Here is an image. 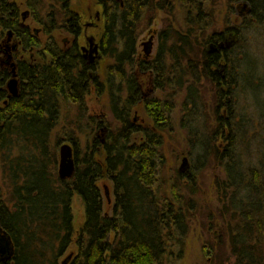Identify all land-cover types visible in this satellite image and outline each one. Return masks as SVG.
<instances>
[{
  "label": "trees",
  "instance_id": "1",
  "mask_svg": "<svg viewBox=\"0 0 264 264\" xmlns=\"http://www.w3.org/2000/svg\"><path fill=\"white\" fill-rule=\"evenodd\" d=\"M53 1L45 9L42 0H0V224L14 246L0 264H171L193 216L196 174L207 165L222 174L214 182L220 206L208 212V231L226 233L228 264H264V67L249 50L264 32V0H226V20L210 33L218 0H96L105 24L101 48L113 60L108 70L115 77L109 74L106 86L118 124L103 144L89 136L84 149L79 133L102 125L85 107L97 80L78 51L80 17L71 0ZM242 3L243 15L229 22ZM177 4L187 29L161 32H170V45L158 57L166 53L173 63L155 81L160 89L164 83L183 91L179 125L192 164L166 185L162 134L171 129L172 103L147 98L149 122L136 125L130 115L142 95L123 71L142 24ZM22 7L39 24L36 31L22 23ZM57 32L73 35L74 43L64 47ZM10 37L36 62L15 52L11 61L4 53ZM155 68L158 74L157 61ZM13 71L17 95L8 88ZM201 80L211 93L208 109ZM63 104L77 108L75 121L61 123ZM62 140L72 144L75 159L73 176L64 180L57 173ZM103 178L114 197L107 208L98 185ZM75 196L84 208L77 231Z\"/></svg>",
  "mask_w": 264,
  "mask_h": 264
},
{
  "label": "rangeland",
  "instance_id": "2",
  "mask_svg": "<svg viewBox=\"0 0 264 264\" xmlns=\"http://www.w3.org/2000/svg\"><path fill=\"white\" fill-rule=\"evenodd\" d=\"M42 1L45 9H47L49 5L55 3L53 0ZM225 2L226 0H218L215 8L216 10L214 17L216 23L214 21L213 23H211V26L206 30L207 33H210V31L213 29H220L224 24L228 9L224 4ZM70 5L73 9H75V11L79 12V14L81 15V20L85 24L84 28L86 30V35L88 37H93L94 40L97 42L100 36V32H97L96 29L90 23L97 22V20L91 18V14L98 11L100 14V19H98V22H100L101 25L103 24L101 6L97 4L96 0H71ZM244 9L245 8L243 7V3L240 4L239 7L235 5V13L230 14L229 22H235L238 17H241V15H243L241 14V11L244 12ZM22 11L23 13L26 12L24 7H22ZM167 12H159L155 19H153L150 23L142 24V26L138 30L136 43V56L138 57V60L143 58L144 50H146V46L148 45L149 41L153 44L151 48L152 50L147 53L149 55L148 59H150L151 61L155 57H158L157 52H159L162 47L164 51L166 50V48H168V46L170 45V40L168 42L167 38L169 36L168 33L170 32L167 31V35L166 33H164V35L162 34L161 36H159L161 32H163V30H165L166 28H172L176 31H184L185 29H187L184 20L185 17L183 9L178 4L175 5L174 8H172L169 14ZM32 19L33 17L31 15H28L27 18L22 20V23L29 25L30 29L32 30H37L39 24L37 22H34ZM151 35L152 37H150ZM56 37L60 41L61 45H64L63 42L65 43V39H68L69 41L72 39V37L66 32H60L56 34ZM143 42H145L144 45ZM8 43L9 45H12L14 43L11 37ZM79 43L80 45L84 46L87 44V39L84 36H81L79 39ZM249 47V50L252 51L251 53H253V56L255 55L254 57L261 59V66L264 67L263 31L259 34V36L256 37L255 35L254 42L251 43ZM254 53H257L258 56ZM15 54H18L20 58H23L24 60L35 59L34 62H36L38 58L36 55L34 56L33 54L31 56V54H29V51L21 50L16 52ZM107 62L109 61L103 60L101 62L100 69L104 68V63ZM172 63L173 61L171 60V58L165 56L164 61L161 64H164L166 69H168V67L171 66ZM259 71L264 76V68L259 69ZM176 75L174 76L175 80L179 77ZM100 76L103 82H105L106 74L103 73V70H101ZM139 80H141L143 87V101L150 97H157L159 99H168L172 103V111L170 115L171 129L169 131L163 132L162 134L164 140L162 148V153L164 155V164L161 168V175L164 181L166 182V185H168L170 182H173L175 178V172H189L192 164L191 156L186 154V151L188 150V145L186 142L187 133L186 130L179 125L180 118L182 116L181 104L184 96L182 94L183 91H180L178 86L171 87L165 85L164 83H161L163 89H153V87L151 86V82L153 81L152 77L150 78L147 76H141ZM103 82L102 86L105 87V84ZM201 83L204 84L201 89H204L207 92L205 93L204 91H202L204 97L207 99L206 108H204L208 109L209 97L211 94L209 90V85L206 84L203 80H201ZM107 92V89L103 88L102 92L98 95L95 94L93 91L92 94H89L86 98L85 107L88 110V113L90 114V116H93V119L95 121H102V125L96 129H91L90 127L86 126L83 132L79 133L78 136L80 139V146L83 149L85 148L86 141L90 139L89 136H96L99 139L100 143L103 144L107 131L112 126H116L118 124L114 120V117L112 115L110 108L111 104ZM261 95H264V93H262ZM243 100L245 99L243 98ZM143 101L134 109H132L130 116L132 121H135V123L145 126V123L149 122V119L143 106ZM250 105L251 104H249V106ZM204 110L200 109L201 116ZM76 116L77 108L73 104H63L61 123H64L66 119L70 121H75ZM208 120L210 121V118H208ZM102 129L104 130L101 131ZM63 143L72 145L70 142L65 140H62L60 142V145ZM219 176H222L221 172H219V170L213 165H207V167L203 168L202 170H199L196 174L195 180L197 183V187L195 193L192 194L194 195L193 205L195 207L191 210L193 216H191V219L189 221V228L184 239L182 250H180L181 253H179L178 258L177 255L173 257V261L171 262V264H228L227 259L230 254V249L226 233L219 235L218 231H208L207 225L208 212L215 213L220 206L217 191L214 186L215 178ZM98 185L101 189L104 208H107V205H111V203L113 202L112 184L107 178H103L98 181ZM105 186L107 187L108 197L110 199L109 202L106 199L107 195L105 191ZM185 193L187 195L189 194L187 191ZM72 214L73 227L74 230L77 231L84 222L83 204L81 199L77 196H75L73 199Z\"/></svg>",
  "mask_w": 264,
  "mask_h": 264
},
{
  "label": "flooded vegetation",
  "instance_id": "3",
  "mask_svg": "<svg viewBox=\"0 0 264 264\" xmlns=\"http://www.w3.org/2000/svg\"><path fill=\"white\" fill-rule=\"evenodd\" d=\"M77 14L80 17V22H79L80 31H79V34L77 35L76 38L73 35L72 36L70 35L72 37V39L70 41L68 39H65V43L63 42V44H64L63 46L64 47H68L69 45H72L74 43L73 37L75 38V40L77 41L78 51L80 53L81 58L84 60V64L87 67L88 74L92 78H96V80H97V82L94 84L92 90L94 91L95 94L98 95L99 93L102 92L103 88L107 89V86H106L107 85V76L109 74H112V78L115 77L114 73L108 70V66L111 65V63H113V60H110V58H106V56L103 54V51H102V48H101V38H102V34H103V30H104L105 24H104V21H103L102 25L100 24V22H98V19H100L99 18L100 14H99L98 11L94 12L93 14H91V18H93L94 20H97V22L96 23H90V24L96 29L97 32L98 31L100 32L99 33L100 34L99 39L96 42L93 37H88L86 35V30L84 28L85 24L82 22L81 15L79 14V12H77ZM28 15H29V12L26 11L25 14H23V19L27 18ZM31 31L34 32L36 30H32L31 29ZM81 36H84L87 39V44L84 45V46L80 45V43H79V39H80ZM159 36H161V34ZM150 37H152V35ZM151 39H153V38H151ZM9 40H10V38L8 39V41ZM12 40L14 42L12 45L11 44L9 45L8 42L5 45V52L4 53L8 54L9 59L13 61L14 59L11 58L12 57V53L13 52H15V53L18 52L19 51L18 49H19L20 45H19V42L16 41L15 39H12ZM136 43H137V37L135 38V41H134L133 50L131 51L129 58L127 59V61L125 63V70L123 71L124 76L128 78V81L131 84L133 83V81L136 83L137 90H138V92L141 95H144L143 94L142 82H141V80H139V78L141 76H147V77H150V78L152 77L153 81L152 82L150 81V82H151V86L153 87V89L161 90L159 87H157L155 79H156V77H159L160 74L164 75V73L162 72V71H164V68H163L164 64H161V63L163 62L162 60H163V58L166 55L164 54V56L162 58L155 57L151 61L150 59H148L149 55L146 53V50H144L143 58L138 60V57L136 56V54H137ZM144 43L145 42H143V45H144ZM152 45H153L152 42H150V45L148 44L146 46V49H149V52L152 50L151 49ZM103 60H108L109 62L104 63V68L100 69L101 62ZM156 61L161 66L160 67L161 70L158 73L159 75L157 74L156 68H155ZM152 62H154V63H152ZM10 64L12 65L13 62H11ZM173 65H176L175 61H174ZM101 70H103V73L106 74L105 82H103V80L101 79V76H100ZM108 71L110 73H108ZM102 82L105 84V87L102 86ZM142 101H143V98H142ZM133 122L135 123V121H133ZM135 124L136 125H140V124H137V123H135ZM103 130L104 129H102L101 131H103ZM107 201L109 202L110 199L109 200L107 199ZM113 202H114V197H113ZM0 262H4V261H0Z\"/></svg>",
  "mask_w": 264,
  "mask_h": 264
},
{
  "label": "water",
  "instance_id": "4",
  "mask_svg": "<svg viewBox=\"0 0 264 264\" xmlns=\"http://www.w3.org/2000/svg\"><path fill=\"white\" fill-rule=\"evenodd\" d=\"M25 14V12L23 13ZM150 45V41L148 43ZM146 53H149V49H146ZM15 73L13 71L12 79L9 82L8 88L12 95H17V80L15 78ZM59 160H58V176L60 179L71 178L75 172V159H74V149L72 145L63 143L59 146ZM105 191L108 197L107 187L105 186ZM14 253V246L9 234L2 229L0 224V261H7L11 259Z\"/></svg>",
  "mask_w": 264,
  "mask_h": 264
},
{
  "label": "bare ground",
  "instance_id": "5",
  "mask_svg": "<svg viewBox=\"0 0 264 264\" xmlns=\"http://www.w3.org/2000/svg\"><path fill=\"white\" fill-rule=\"evenodd\" d=\"M18 85V84H17ZM57 172H58V169H57ZM14 254V253H13ZM12 258V257H11ZM10 260V259H9Z\"/></svg>",
  "mask_w": 264,
  "mask_h": 264
}]
</instances>
